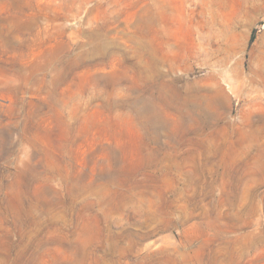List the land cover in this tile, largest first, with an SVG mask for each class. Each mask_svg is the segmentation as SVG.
Returning a JSON list of instances; mask_svg holds the SVG:
<instances>
[{
    "label": "rangeland",
    "instance_id": "374dc122",
    "mask_svg": "<svg viewBox=\"0 0 264 264\" xmlns=\"http://www.w3.org/2000/svg\"><path fill=\"white\" fill-rule=\"evenodd\" d=\"M0 264H264V0H0Z\"/></svg>",
    "mask_w": 264,
    "mask_h": 264
}]
</instances>
